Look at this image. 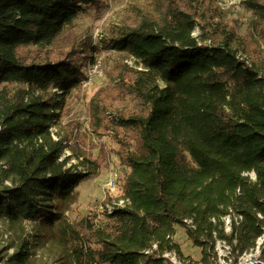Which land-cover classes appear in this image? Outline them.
Here are the masks:
<instances>
[{"label":"trees","instance_id":"16d2710c","mask_svg":"<svg viewBox=\"0 0 264 264\" xmlns=\"http://www.w3.org/2000/svg\"><path fill=\"white\" fill-rule=\"evenodd\" d=\"M242 4L254 15L245 34L216 0L133 5L103 40L133 63L106 69L107 84L88 104L89 130L69 123L54 133L92 59L76 20L105 1L0 0V220L21 233L4 264L30 259L27 222L74 264H170L169 253L215 264L217 239L238 264L256 249L264 235V0ZM113 154L123 170L112 210L105 204L103 221L71 223L79 186L108 170ZM232 216L228 235L223 220ZM177 227L201 249L199 260L174 242ZM261 252L264 263V243Z\"/></svg>","mask_w":264,"mask_h":264},{"label":"rangeland","instance_id":"374dc122","mask_svg":"<svg viewBox=\"0 0 264 264\" xmlns=\"http://www.w3.org/2000/svg\"><path fill=\"white\" fill-rule=\"evenodd\" d=\"M105 6L101 9L86 7L85 11L77 18V32L84 44L92 55V59L86 62L85 74L86 78L92 73V70L97 62H102L99 73L87 79L81 89L73 90L66 101V110L59 122L54 128V133L57 130L67 127L69 123H76L81 126V130H89V115L88 104L94 93L105 86L108 82L106 78V69L109 68L115 61L127 60L126 53L108 50L103 47V40L106 37L108 26L111 24H120L124 19L128 18V14L133 5H150L152 0H104ZM244 0H216L222 15L227 20H232L239 34H245L250 21L254 15L243 6ZM196 36L199 35L197 31ZM89 55V53H87ZM84 57L83 54H81ZM84 59V58H83ZM133 63L131 60H127ZM161 87L164 83L160 82ZM111 143L109 139H106ZM98 142V141H97ZM97 154V152H95ZM70 155L69 150H64V156ZM70 163H77L73 159ZM123 166L116 155H112L111 167L108 170L100 172L97 176L84 180L78 188V202L67 214L68 220L71 223L80 221L87 215H92L97 221H103V215L99 212L102 207L111 206V200H116L121 195L120 185L122 178ZM118 177L117 191L109 186L111 180ZM251 178L255 180V176ZM110 203V204H109ZM234 217H226L223 220V229L226 234L232 232V222ZM240 220L236 216L235 221ZM188 223L193 226L192 221ZM23 227L28 231V239L30 241V249L32 255L25 264H74L68 258L65 250L54 239L48 235L40 238L42 233H38L40 226L33 222H27ZM20 232L16 226L0 220V260L2 264L8 263L10 257L16 252V245L20 238ZM176 242L185 257L192 261H197L201 258V249L194 246L193 242L188 239L184 229L177 227L174 237ZM264 243V235L257 241L256 249L244 258L252 257L260 262V253ZM215 264H234L235 256L232 254L230 246L223 240L217 239L215 243ZM170 264H184L179 261L178 257L173 254H165L163 256ZM244 259H241L238 264H242Z\"/></svg>","mask_w":264,"mask_h":264},{"label":"built area","instance_id":"2783aa9c","mask_svg":"<svg viewBox=\"0 0 264 264\" xmlns=\"http://www.w3.org/2000/svg\"><path fill=\"white\" fill-rule=\"evenodd\" d=\"M211 43L212 42H206V44H208V45H211ZM132 61V60H131ZM128 63H129V61H127ZM129 64H132V63H129ZM102 66V62H97L96 64H95V66H94V68H93V70H92V73L87 77V79H91L92 77H94V76H96L98 73H99V70H100V67ZM101 71V70H100ZM87 81V80H86ZM85 81V82H86ZM84 82V83H85ZM118 177H119V175L117 174L116 175V178L114 179V180H111V182H110V184H109V186L111 187H113V189H115L116 191H117V183H118ZM115 205L116 206H124V201H120V202H116L115 203ZM108 207V209L111 211L112 210V207L111 206H107ZM103 208V207H102Z\"/></svg>","mask_w":264,"mask_h":264},{"label":"water","instance_id":"95a60500","mask_svg":"<svg viewBox=\"0 0 264 264\" xmlns=\"http://www.w3.org/2000/svg\"><path fill=\"white\" fill-rule=\"evenodd\" d=\"M242 264H264V263L254 260L252 257L249 258L247 257L244 259Z\"/></svg>","mask_w":264,"mask_h":264}]
</instances>
